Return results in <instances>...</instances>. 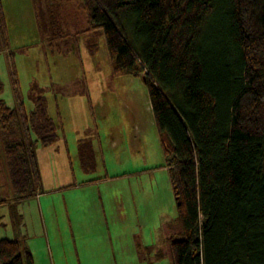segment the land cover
I'll return each mask as SVG.
<instances>
[{"label": "trees", "instance_id": "1", "mask_svg": "<svg viewBox=\"0 0 264 264\" xmlns=\"http://www.w3.org/2000/svg\"><path fill=\"white\" fill-rule=\"evenodd\" d=\"M3 1L0 53L11 46ZM45 1L67 47L89 34L91 52L103 36L115 76H147L177 201L158 258L168 249L173 264H264V0ZM64 7L82 9L87 28L74 34L69 17L60 25ZM4 89L0 79L5 170L24 200L43 191L38 148L59 140L58 123L45 96H32L28 112ZM0 264L35 260L24 241L0 239Z\"/></svg>", "mask_w": 264, "mask_h": 264}, {"label": "rangeland", "instance_id": "2", "mask_svg": "<svg viewBox=\"0 0 264 264\" xmlns=\"http://www.w3.org/2000/svg\"><path fill=\"white\" fill-rule=\"evenodd\" d=\"M3 4L9 22L11 46L0 53V79L5 84L1 98L10 107L23 105L31 112L35 107L32 96H45L49 114L58 123L61 136L51 146L38 148L43 192L72 185L75 181L83 182L88 176L97 179L106 177L107 172L114 176L116 172L127 170L135 172L127 179L131 184L129 198L134 182L139 181L151 186L144 192L143 188L135 190L137 198L143 194L144 200L157 199L160 195V205L162 201L160 221L149 225L130 222L131 231L136 230L139 234L149 232L145 238L147 244L139 249H122L124 243H119L120 249H53V254L52 249H43L41 239H36V242L30 240L33 234L31 229L27 230L31 237L28 243L34 242L36 246L30 249L35 264H173L168 249H163L167 256L158 258L167 226H171L177 217L173 201L169 200L173 188L169 170L165 168L164 148L144 79L130 75L115 76L103 36H97V46L91 52L88 40L95 37L89 34L82 35L78 44L75 40L73 46L67 47L71 37H56L53 31L50 32L51 14L45 0H4ZM76 8L64 7L54 11L57 17L61 13L60 25H65L66 17L72 20L70 27L74 34L87 28L85 12H81L82 9L75 11ZM93 133L103 140V147L96 151L99 159L97 171L86 174L82 160L78 158V140L93 138ZM115 140L120 145L117 149L113 145ZM0 172V185L8 188L1 132ZM138 172L143 175H138ZM0 197L5 198L4 193ZM32 220L37 233L41 225L36 210ZM149 228L155 231L156 246H153L155 241L150 243L152 235Z\"/></svg>", "mask_w": 264, "mask_h": 264}, {"label": "crops", "instance_id": "3", "mask_svg": "<svg viewBox=\"0 0 264 264\" xmlns=\"http://www.w3.org/2000/svg\"><path fill=\"white\" fill-rule=\"evenodd\" d=\"M95 135L97 134L93 133V138L78 140V158L82 160V152H87L90 156L87 166L83 160L81 162L86 174H94L99 167L96 151L103 147V140ZM96 142L98 148H95ZM118 142V140L113 142V145H116L115 149L120 146ZM103 165L107 170L105 161ZM124 171L116 172L114 176H110L107 172L106 177L97 179L88 176L83 182L75 181L72 185L55 188L50 192L42 191L24 200H16L10 183L7 185L8 188L1 186V194L4 193L5 198L0 197V200L6 199L7 202L0 204V239L24 241L29 250L36 247L34 242L28 243L31 237L33 238L30 240L35 242L36 239H41L43 249H52L53 254V249H120L117 246L119 243H124L122 249H131L130 247L139 249L147 244L145 238L148 237L149 232L139 234L136 230L131 231L130 222L136 224L145 222L149 225L157 220L160 221L162 201L160 205V195L157 199L144 200L143 194L141 198H137L135 190L143 188L144 192L148 186H151L149 183L139 181L134 182L131 189L133 192L129 198L131 184L127 179L135 172ZM138 175L142 176L143 173L138 172ZM169 198L176 208L177 217L174 190ZM34 210L41 225V230L37 233L32 222ZM30 229L33 234L31 237L27 235V230ZM150 230L151 243L155 241V231L152 228ZM170 234L168 225L164 242ZM157 245L160 247L159 242ZM153 246H156V241Z\"/></svg>", "mask_w": 264, "mask_h": 264}, {"label": "water", "instance_id": "4", "mask_svg": "<svg viewBox=\"0 0 264 264\" xmlns=\"http://www.w3.org/2000/svg\"><path fill=\"white\" fill-rule=\"evenodd\" d=\"M143 79H144V81H147V76H144V78H143Z\"/></svg>", "mask_w": 264, "mask_h": 264}]
</instances>
